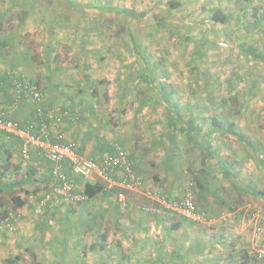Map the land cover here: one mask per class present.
<instances>
[{
  "label": "rangeland",
  "instance_id": "1",
  "mask_svg": "<svg viewBox=\"0 0 264 264\" xmlns=\"http://www.w3.org/2000/svg\"><path fill=\"white\" fill-rule=\"evenodd\" d=\"M119 8L133 17L109 11ZM217 8L230 19L214 26ZM3 70L38 82L34 111H68L82 155L123 146L141 187L122 190L126 205L58 197L37 213L54 164L0 145V217L17 216L0 235V264H239L242 245L264 260V0H0ZM187 191L202 222L155 198Z\"/></svg>",
  "mask_w": 264,
  "mask_h": 264
},
{
  "label": "built area",
  "instance_id": "2",
  "mask_svg": "<svg viewBox=\"0 0 264 264\" xmlns=\"http://www.w3.org/2000/svg\"><path fill=\"white\" fill-rule=\"evenodd\" d=\"M220 45L226 46V43L220 42ZM8 74L14 94L12 102L8 106L0 108V133L20 139V153L24 159H29L31 154L37 151L43 158L53 163L56 178L59 181L53 190L43 197L40 205L35 208V212L39 213L42 205L57 200L60 196L69 199L86 198L81 193V187H78L79 191L77 192L74 177L97 175L105 182L106 188L118 186L122 190H136L141 187V179L134 171L127 151L120 144H112V153H105L100 157H88L77 153V144L74 140L63 139L60 123L68 113L66 109L59 112L51 109L44 113L38 109L36 114L39 120L25 124H20L13 119L10 111L22 99L29 98L40 102L43 100L44 94L24 73L8 71ZM64 164H67L69 172L64 169ZM116 196L123 205L127 204L123 191L117 192ZM155 198L166 209L173 210L189 220L202 222L204 218L203 213L198 211L190 191L175 201H168L160 195H155ZM16 223L17 216L14 212L6 213L0 217V235L13 232ZM263 228L264 219H258L255 231L260 233ZM257 255L264 256V249H260Z\"/></svg>",
  "mask_w": 264,
  "mask_h": 264
},
{
  "label": "trees",
  "instance_id": "3",
  "mask_svg": "<svg viewBox=\"0 0 264 264\" xmlns=\"http://www.w3.org/2000/svg\"><path fill=\"white\" fill-rule=\"evenodd\" d=\"M177 6H179V3L178 2H176V1H170V3H165L164 4V7L166 8H169V9H171V10H173L174 8H176ZM113 9V8H112ZM109 11H117V12H119V13H125V15H128L129 17H133V15L132 14H128V13H126V11L127 10H124V9H120L119 8V10H117V9H114V10H109ZM229 19H230V15H229V13H227V12H225L223 9H214L213 10V12H212V14H211V18H210V20H209V23L210 24H212V25H214V26H216V24H218V23H227L228 21H229ZM127 20H129L128 18H127ZM203 22H200V21H198V24L201 26V24H202ZM214 37H215V39H213L214 40V42L215 43H217L219 46H221L220 45V42H225L226 43V45H228L230 42V40L225 36V35H223V33H221L220 32V30L219 29H216L215 31H214ZM7 77V76H6ZM31 80V79H30ZM10 81V80H9ZM32 81V80H31ZM32 82H34L38 87H39V85H38V82L37 81H32ZM40 88V87H39ZM235 98H232V100L231 101H233ZM235 101V100H234ZM39 120V118L37 117V121ZM32 121V120H31ZM31 121H29V122H31ZM20 124H25V123H20ZM222 126V123H218L217 124V128H219V127H221ZM3 135H5L7 138H8V142L11 144V145H13V146H15L16 148H18V151H19V154H20V157L22 158V160H24V161H30V160H32V158H33V154L34 153H36L37 151H34L32 154H31V156H30V158L29 159H24L22 156H21V153H20V144H21V142H20V139L19 138H17V137H14V136H12V135H7L6 133H2ZM15 139V140H14ZM123 147V146H122ZM6 151L8 152V149H6ZM76 151H77V153L78 154H81V150H79L78 148H76ZM113 152V148H111V149H109V152H106V153H112ZM9 153V152H8ZM105 154V153H104ZM8 155V157L10 156L9 154H7ZM40 155V154H39ZM82 155V154H81ZM129 155V159L131 160V162H132V165H133V160H132V158H131V156H130V154H128ZM41 156V155H40ZM42 157V156H41ZM95 157V156H94ZM100 157V156H99ZM43 158V157H42ZM45 159V158H44ZM46 161H48L47 159H45ZM49 162V161H48ZM221 162H223V161H221ZM67 166V164H64V168ZM30 168H31V170L29 171V176L31 177V175H34V173L36 172L35 171V169H33L32 167H31V165L29 166ZM133 168H134V165H133ZM66 171H68L69 172V168L68 169H65ZM134 171L136 172V170H135V168H134ZM136 174H137V172H136ZM138 175V174H137ZM139 176V175H138ZM45 178H47L48 179V177H45ZM58 179H57V183L55 184H53V185H51L50 184V181H49V183L48 184H46V183H44V188H46V190L44 191L45 193L42 195V198H41V200L43 199V197L46 195V194H48V193H50L52 190H53V188H54V186H56L57 184H58ZM74 182H75V184L77 185V184H80V182H82V184H81V188H82V194L83 195H85V197H86V199L88 198V199H95V198H97V197H104V195H110V194H117V192H119V191H122V189L120 188V187H118V186H113V187H111V188H106V185H105V183H104V181L102 180V178L101 177H99V176H97V175H94V177H74ZM79 191V190H78ZM77 191V192H78ZM164 197V196H163ZM13 198L15 199V207H21L23 204H24V199L23 198H21L20 196H13ZM60 198H67V197H65V196H60ZM166 198V197H165ZM167 199V198H166ZM168 201H172V199L170 200V199H167ZM54 201V200H53ZM53 201H51V202H49V204L50 203H54ZM41 202V201H40ZM48 204V203H47ZM47 204H45V205H42L41 207H40V212H44V210H45V208L47 207ZM195 204H196V202H195ZM40 205V203H38V204H36L35 206L36 207H38ZM198 204H196V207H197V209H198V211L199 212H201V213H203L201 210H199V208H198V206H197ZM4 212V211H3ZM2 214V213H1ZM181 215V214H180ZM3 216V215H2ZM1 216V217H2ZM203 216H204V213H203ZM184 217V216H183ZM184 218H186V217H184ZM187 219V218H186ZM189 220V219H188ZM192 221V220H191ZM195 222V221H194ZM179 224L180 223H177V224H175L173 227H171V228H178L177 226H179ZM264 231V228H263V230L261 231V232H263ZM102 247H103V245H101ZM92 248H94L93 246H92ZM245 255V254H244ZM263 257V256H262Z\"/></svg>",
  "mask_w": 264,
  "mask_h": 264
},
{
  "label": "crops",
  "instance_id": "4",
  "mask_svg": "<svg viewBox=\"0 0 264 264\" xmlns=\"http://www.w3.org/2000/svg\"><path fill=\"white\" fill-rule=\"evenodd\" d=\"M14 65H17V64H14ZM20 67V66H19ZM20 70V69H19ZM9 71V70H8ZM7 70H3L1 73H0V90L2 88H6L9 84L11 85V82L9 81V79L6 77V73L8 72ZM14 71V70H12ZM18 71V70H17ZM17 71H14V72H17ZM21 72V71H19ZM23 73V72H21ZM26 75V74H25ZM27 76V75H26ZM28 77V76H27ZM29 78V77H28ZM30 79V78H29ZM34 81V80H32ZM9 82V83H8ZM12 86V85H11ZM13 90V88H11ZM5 93V92H3ZM11 95H12V92H11ZM11 97L10 95H6L5 96V99L4 101H10ZM33 100L29 99V98H25V99H22L17 105L14 106V108L10 111V114L12 116L13 119L17 120L19 123H27L29 121H37V117H36V111H34L32 109V106L30 105L32 103ZM35 102V101H33ZM6 105L1 103L0 104V108L2 107H5ZM68 122L65 121L60 123V129L63 131V135H64V140H69L70 139V132L68 131V128H67V125ZM67 133H65V132ZM0 145L3 147V149H8L9 151L11 149H13V145H11L9 142H8V138L5 136V135H2V137L0 138ZM79 150L82 151V147H79L78 148ZM85 153V151H84ZM86 156V155H85ZM32 164V163H31ZM35 164V163H34ZM172 232H174L173 234H175V229L174 228H171ZM163 236H164V233H163ZM244 245H242V249H239L240 250V257L238 258L239 259V264H264V260L263 261H256L255 258H251L249 255H248V248H245L243 247ZM237 248H239V246H237ZM245 254V255H244Z\"/></svg>",
  "mask_w": 264,
  "mask_h": 264
}]
</instances>
